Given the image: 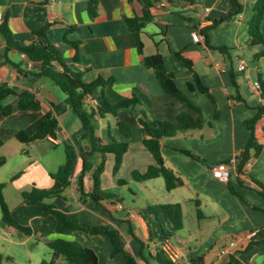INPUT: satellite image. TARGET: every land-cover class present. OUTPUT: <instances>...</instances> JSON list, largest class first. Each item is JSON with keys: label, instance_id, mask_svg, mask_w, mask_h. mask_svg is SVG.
<instances>
[{"label": "crops", "instance_id": "crops-1", "mask_svg": "<svg viewBox=\"0 0 264 264\" xmlns=\"http://www.w3.org/2000/svg\"><path fill=\"white\" fill-rule=\"evenodd\" d=\"M92 1L0 0V15H9L12 36L22 44L51 43L56 46L62 52L66 67L81 73L85 83H93L99 78L113 79L114 84L105 89L112 104L134 97L140 101V105L134 109L121 110L117 117L108 116L99 122V132L106 143H110L113 137L117 142L130 144L116 176L115 156L108 155L101 178L102 188L106 191L107 185H122L125 182L123 176L135 181L134 172L145 173L155 164L153 156L143 144L140 119L151 125L155 121L177 123L183 114L196 117L198 114L188 104L178 103L167 94L155 71L144 65V56L139 53L126 23L129 18L142 16V6L129 0H95L94 16ZM178 1L183 3V0ZM238 2L242 7L240 14L235 15L230 22L210 30L209 42L202 32V41L195 42L193 31L207 29L213 21L237 13L238 8L232 5L231 0H196L192 5L183 3L187 20L176 14L174 8L161 5L153 9L154 20L144 27L145 56H164L167 69L174 75L178 87L201 108L206 120L200 131L163 141L166 165L184 180L183 187L168 192L163 177L139 183L140 188L152 198L153 205L133 192L134 197L140 198L144 205L133 210L127 209L123 202L112 201L99 205L87 198L82 200L78 186L83 166L81 156L90 151L91 145L80 120L73 113L70 99L50 79H34V75L42 69L41 64L32 63L17 52L8 54L6 44L2 43L0 85L34 93L42 107L39 111L24 112L19 109L18 96L0 100V139L4 142L0 150L12 139L26 145L18 140L17 135H36L43 121L49 114H54L59 120L58 138L37 141L52 143L57 147L65 146L68 142L74 146L79 158L72 185L65 190L64 197L48 202L55 203L61 211L81 222L110 224L119 229L125 237L128 251L136 256L139 264H153L151 255H155L162 245L164 233L172 232L171 223L162 215L155 217L150 207L181 204L185 227L168 240L180 257L178 263L193 264L194 261L202 260L203 264H256V260L264 256V244H252L250 235L264 227V196L259 193L258 185L264 184V151L260 157L253 158L243 172L239 171V166L240 156L250 138L245 120L255 115V107L261 102L250 84L259 81L260 75L264 80V61L263 58L254 59L258 61V67L252 68L245 58L236 53H243L251 45L249 25L246 24L252 18L257 0ZM207 8H210L209 12H206ZM45 28L46 36L38 37L36 33ZM262 30L264 34V23ZM73 44H77V48ZM177 52H182L193 62L202 83L215 97L216 106L199 90L190 89L194 74L175 56ZM257 53L253 52L252 55ZM76 55H79V62L75 61ZM236 56L245 61L247 68L244 71L239 70L240 61ZM9 105L13 113L5 117L2 111ZM118 122L130 127V139L123 136ZM260 137L264 144V135L260 134ZM35 142L28 145L34 146ZM64 150V162L53 164L49 159L54 155L49 152L41 154L36 150V159L31 158V164L25 170L9 172L1 177L2 192L14 188L22 195L34 186L41 189L55 187L56 182L51 174L56 173L66 162V147ZM96 161L99 162L100 158H96ZM224 161L231 167L232 174L228 182L218 180L213 174V168ZM0 162L1 170L7 161L2 159ZM27 177L31 179L32 186L22 190L19 184ZM93 183L92 173H87L84 177L85 193L92 191ZM198 209L202 212L201 216ZM11 211L21 224L35 227L36 233L33 236H12L1 216L0 237L8 244L27 246L37 241L38 244L43 242L47 245L61 238L78 241L93 249L100 264H125L119 259L122 257H112L113 247L108 239L84 232L58 234L55 232L56 220L52 216L44 217L42 209L41 213L35 214L27 210L23 215L25 222L14 210ZM148 225L151 226L153 239H150ZM236 240V246L231 248L230 243Z\"/></svg>", "mask_w": 264, "mask_h": 264}, {"label": "trees", "instance_id": "trees-1", "mask_svg": "<svg viewBox=\"0 0 264 264\" xmlns=\"http://www.w3.org/2000/svg\"><path fill=\"white\" fill-rule=\"evenodd\" d=\"M138 2L142 6V16L129 18L126 20L130 33L132 34L136 47L141 55L144 56V65L148 69H153L157 79L163 90L171 95L178 103L188 104L198 116L192 114H183L178 118L177 123L168 121H155L153 125L140 119V124L143 133V144L151 153L155 160V164L150 166L145 173L134 172L133 178L138 183H144L153 179L163 177L166 183L168 192H172L185 185L184 180L166 165V160L163 154V141L167 138H173L178 135H188L194 131H200L206 124V120L202 115V110L194 102H192L187 94L182 91L175 80L174 75L167 69L164 56L156 54L145 56V44L143 40L144 27L146 24L154 20L153 9L161 6L174 8L179 16L187 20L186 14L183 12V3L192 5L196 0H183L180 3L178 0H129ZM232 5L238 8L235 14H228L226 17L213 21L212 25L200 32L205 34V39L209 42L208 32L227 22H230L235 15L240 14L242 7L238 0H231ZM97 2H91V11L96 16ZM264 0H257L253 11L252 18L249 21V33L251 37L252 47H259L260 50L254 55L255 60L264 59ZM47 28L36 33L38 37L46 36ZM0 36L6 41L7 53L17 52L26 56L32 63L41 64V71L34 75V79L48 78L70 99L73 113L78 117L86 136L90 139L91 149L81 156L83 161L82 171L78 178V186L81 191V199H90L93 202L101 205L104 202H122V200L113 194L106 192L102 188V174L105 170V164L108 155L115 156L114 175L116 176L123 164L124 156L128 152L130 144L128 142H117L111 137V142L106 143L99 132V122L108 116L117 117L121 110L134 109L140 105L137 97L125 99L117 104H112L105 93V89L114 84L113 79L99 78L93 83H85L81 73L74 72L68 69L63 62L62 52L51 43L24 45L20 41L14 39L9 27V15L4 17L3 23L0 25ZM77 48V44H73ZM175 56L182 61L185 66L194 74V83L190 84L191 90H199L208 100L217 105L216 99L201 81L200 76L194 70L193 62L187 59L182 52L175 53ZM79 55H76L75 61L79 62ZM13 64V63H12ZM16 66V64H13ZM259 83L261 84V102L255 107V115L245 120V126L250 131V138L246 144L244 151L241 154V163L239 171L243 172L244 167L253 159L258 158L264 151V144L261 141L260 134L264 135V80L260 75ZM10 96H18L20 99L19 109L21 111H39L42 104L37 96L27 90L19 91L7 85H0V100H4ZM94 101L98 104L94 105ZM5 117H9L13 113L12 106H6L3 111ZM216 117L218 114L216 113ZM118 127L126 139H130L132 132L129 126L118 122ZM59 130V120L54 114L43 121L40 131L30 136L25 133H19L17 138L23 144H30L37 140H46L49 138L57 139ZM4 145L0 139V148ZM67 160L60 166L58 171L51 174L52 179L56 182L53 188L41 189L34 186L31 190L22 193L23 199L30 206H36L42 209L43 216H52L56 220V233L67 234L71 232H84L91 236H98L103 239H108L113 247L112 257H122L125 264H139L136 256L128 251L126 240L122 232L114 226L108 225H92L81 222L71 215L61 211L55 203L48 202L51 199L63 198L64 192L72 185V176L74 174L78 154L70 143H65ZM96 158H100L97 162ZM1 164V162H0ZM87 173H92L93 189L90 193L84 192V177ZM121 183V182H120ZM260 187L259 193L264 196V184L258 183ZM234 194L236 192L231 187ZM3 185H0V204L2 210V222L5 224L9 233L12 236L24 235L33 236L36 233V228L21 224L13 215L8 203L3 195ZM199 207V202H198ZM150 212L157 218L164 216L172 225L170 234L164 233L161 244L155 255H151L153 264H181L174 262L164 251L163 245L177 232H180L185 227L184 212L181 204H162L150 207ZM198 214L202 212L198 209ZM150 239H153L151 226L148 225ZM252 244H264V227L257 231V235L252 238ZM47 246L52 251L50 260H42L40 264H100V259L97 253L84 246L78 241H70L66 239H57L49 242ZM10 261L0 253V264ZM149 262V261H148ZM193 264H203L202 260L194 261Z\"/></svg>", "mask_w": 264, "mask_h": 264}, {"label": "rangeland", "instance_id": "rangeland-1", "mask_svg": "<svg viewBox=\"0 0 264 264\" xmlns=\"http://www.w3.org/2000/svg\"><path fill=\"white\" fill-rule=\"evenodd\" d=\"M251 20V18L248 20V22ZM248 25V23L246 24ZM260 50L259 47H252L248 46L247 50L243 53L236 51L238 55L245 58L247 63H249L252 68L258 67V61H254V56L252 55L253 52H258ZM231 52V51H230ZM11 56V55H10ZM264 61V59H263ZM264 72V71H263ZM9 140V139H8ZM65 146L62 145L60 147L55 146L52 143H46L42 141H36L34 146L31 145H22L17 140L12 139L11 141H8L6 143L5 148L0 150V160L6 159L7 164L4 166L3 169L0 171L2 174L1 177H5V175H8L9 172H21L25 170L26 167L30 166L31 164V158L33 160L36 159V150L42 153H50L54 156H51L49 161H51V164L64 162L65 158ZM31 157H30V155ZM45 167V166H44ZM15 172V173H16ZM112 177V175H110ZM110 177V178H111ZM125 182H123L120 186H108L106 192L118 196L124 206L129 209L133 210L136 207L142 206L143 201L140 198H135L134 193H138L141 197L144 199H147L151 205L152 204V198L150 199L145 191L141 189V185L138 182L130 181L126 179L127 177L123 176ZM108 180V179H106ZM1 183V182H0ZM32 184L31 179L29 177L25 178L19 185H21L22 190H28L31 188L30 186ZM42 184V183H41ZM130 184V185H127ZM5 193V199L9 205V207L14 210V213H16L17 216H20L24 222L26 221L25 216L26 211H31L32 214H35L37 212L41 213V209L39 207H31L28 206L25 203V200L23 199L20 191L14 189V188H7ZM144 206V205H143ZM2 216V210H1V204H0V219ZM1 231V229H0ZM24 236V235H23ZM20 239V238H19ZM233 242H237L233 241ZM37 241H32L27 246H19V245H12L4 242L0 237V253L4 255V257L10 259V261L5 262L4 264H40L41 260H50L52 258V251L45 243L38 244ZM231 244V243H230ZM229 244V245H230ZM121 263L124 262L123 258H119ZM256 264H264V256H261L256 260Z\"/></svg>", "mask_w": 264, "mask_h": 264}, {"label": "built area", "instance_id": "built-area-1", "mask_svg": "<svg viewBox=\"0 0 264 264\" xmlns=\"http://www.w3.org/2000/svg\"><path fill=\"white\" fill-rule=\"evenodd\" d=\"M162 6H164V4ZM209 11H210V8H207L206 12H209ZM3 20H4V16L0 15V25L3 23ZM192 35H193L194 41L197 43L202 41V39H203L199 29L194 30ZM236 59L238 61H240L239 70L244 71L247 68L245 61H243V59L239 56H236ZM250 87H251L252 91H254V93L261 99V84L259 83V81L251 83ZM97 104H98V102L94 101V105H97ZM213 174H214V177L217 178L218 180L223 181V182H228L230 180L231 174H232L231 173V167H230L229 163L225 162V161L218 163L213 168ZM256 235H257V232L251 234L250 238H253ZM235 246H236L235 242L231 243V248H233ZM163 249L174 262L178 263L177 260L180 257L177 254V252L174 251V249L172 248V245L168 241L163 245ZM228 251L230 252V250H228Z\"/></svg>", "mask_w": 264, "mask_h": 264}, {"label": "water", "instance_id": "water-1", "mask_svg": "<svg viewBox=\"0 0 264 264\" xmlns=\"http://www.w3.org/2000/svg\"><path fill=\"white\" fill-rule=\"evenodd\" d=\"M0 43H2V44H6V41H4L3 39H2V36H0Z\"/></svg>", "mask_w": 264, "mask_h": 264}]
</instances>
